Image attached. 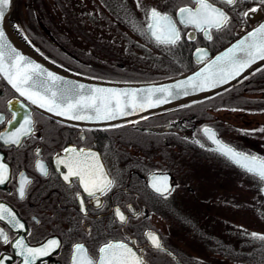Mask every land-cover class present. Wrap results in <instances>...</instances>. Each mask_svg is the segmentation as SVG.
Masks as SVG:
<instances>
[{
    "label": "flooded vegetation",
    "instance_id": "flooded-vegetation-1",
    "mask_svg": "<svg viewBox=\"0 0 264 264\" xmlns=\"http://www.w3.org/2000/svg\"><path fill=\"white\" fill-rule=\"evenodd\" d=\"M210 2L227 12L230 21L220 31L213 29L212 39L208 40L203 32L180 24L176 17L179 7H194L195 0H161L164 7L156 9L171 15L181 33L176 45H166L171 52L170 63H178L180 55L187 53L192 59L197 47L211 52L264 16V5L259 0H237L233 6L223 0ZM41 6L36 10L13 0L10 28L43 57L60 65L41 47L40 41L49 39L58 52L70 57L68 64L60 66L73 71V53L51 36L43 17V3ZM252 8L257 10L252 12ZM245 11L249 13L246 17L242 15ZM147 37L150 44H159ZM247 75L250 77L245 82L251 80V84L235 89L238 92L233 96L208 99L211 104L198 107V113L173 108L105 126L74 125L44 115L13 93L0 78V133L15 131L27 116L33 121L32 133L23 137L19 145L0 139V162L8 166V179L0 184V204L11 208L25 225L17 229L6 220L0 221V228L12 242L0 243V257L12 258L6 264H21L13 243L23 238L29 247H40L50 239L61 242L59 248L39 258L36 264H71L77 243L84 244L89 255L97 258L98 249L108 242L127 243L144 264L238 262L220 255L225 244L210 234L211 227L220 222L223 203L229 206L228 200L233 199L227 175H233L236 182L237 175L249 184L254 179L261 181L216 151L203 129H213L220 141L239 152L264 157V118L253 119L264 114V72ZM13 114L17 120L9 123ZM71 147L98 156L113 181L109 191L97 192L93 198L84 192L77 178L63 179L67 169L57 163V158H66L69 154L64 149ZM38 160L44 163L46 175L37 170ZM22 176L30 181L24 198L18 194ZM154 176L168 178L170 195L162 197L152 188ZM117 208L126 216L125 223L117 218ZM148 232L160 238L163 250L151 245L145 235Z\"/></svg>",
    "mask_w": 264,
    "mask_h": 264
},
{
    "label": "snow or ice",
    "instance_id": "snow-or-ice-1",
    "mask_svg": "<svg viewBox=\"0 0 264 264\" xmlns=\"http://www.w3.org/2000/svg\"><path fill=\"white\" fill-rule=\"evenodd\" d=\"M9 2L10 0H0V75L20 96L25 97L32 104H37L41 108H46L48 112L71 120L107 121L128 116L146 108L156 107L161 103H167V98L173 96L172 90L166 87L150 89L147 93L89 87L84 84L69 85L68 82H65L64 87H59L62 77L47 72L39 64L27 60L7 43L3 23ZM223 3L233 6L237 0H223ZM259 3L264 5V0H259ZM137 6L139 7V0H137ZM256 10V8L251 9L252 12ZM248 14V11L242 13L245 17ZM176 16L180 24L193 26L203 32L208 40L212 39L211 32L213 29L220 31L226 28L230 21L229 14L210 0H195L194 7H180ZM148 20V31L157 43L176 45L181 40L177 21L168 13H162L156 8H151L148 11ZM197 52L201 53L202 56L206 55L203 49H197ZM257 60L264 61V24L216 56L201 71L189 77L187 81L173 87L178 89L190 87L193 91L215 88L235 79ZM45 76L46 79L40 81V78ZM37 87H39V91L36 90ZM156 92L165 95L162 98L153 99V94ZM188 94L187 90L183 91V95ZM16 120L17 116L13 114L9 123ZM32 131L33 121L30 116H27L15 131L7 134L0 133V139L4 140L5 143L19 145L22 138L30 135ZM203 132L209 140L217 145L216 151L264 182V157L235 150L220 141L215 131L210 128L205 127ZM64 151L69 155L66 158L58 157L57 163L67 169V173L63 174L65 181H69L70 178H77L84 192L93 198L96 197L97 192L103 194L111 189L113 181L107 177L103 165L95 153L84 149L78 150L75 147L66 148ZM35 166L41 174H47L43 162L38 160ZM7 179L8 166L0 162V184H4ZM29 183L27 177H21L18 189L20 198H24ZM152 188L162 197L170 195L171 192L166 176L162 178L154 176ZM80 204L81 211H84L82 199ZM115 214L121 223L126 222V216L119 208L115 209ZM4 220L13 228L23 229L25 227L11 208L0 204V221ZM145 235L154 248L163 250L160 238L155 233L148 232ZM250 235L253 239L264 241V234L253 232ZM0 243H12L3 228H0ZM60 243L57 239H50L40 247H29L23 238H18L14 241L13 247L18 250L17 255L22 258L21 264H36L39 258L48 256L59 248ZM11 259V257H0V264H6V261H11ZM71 264H144V262L127 243L108 242L98 249L97 258L89 255L84 244H75Z\"/></svg>",
    "mask_w": 264,
    "mask_h": 264
},
{
    "label": "rangeland",
    "instance_id": "rangeland-1",
    "mask_svg": "<svg viewBox=\"0 0 264 264\" xmlns=\"http://www.w3.org/2000/svg\"><path fill=\"white\" fill-rule=\"evenodd\" d=\"M20 1L36 9L34 0ZM40 3L51 24L60 34H66L72 45L113 60L115 64H126V68L144 76L163 78L170 74V63L164 53L167 48L150 44L145 33L148 10L150 6L162 9L161 0H139V7L137 0H41ZM263 118L264 114L253 117L254 120ZM226 178L233 199L228 200L229 206L223 203L221 220L211 227L210 234L224 246L238 247L244 244V236L249 237L253 232L264 234V200L259 194L262 183L254 179L249 184L238 175L237 182L233 175Z\"/></svg>",
    "mask_w": 264,
    "mask_h": 264
},
{
    "label": "water",
    "instance_id": "water-1",
    "mask_svg": "<svg viewBox=\"0 0 264 264\" xmlns=\"http://www.w3.org/2000/svg\"><path fill=\"white\" fill-rule=\"evenodd\" d=\"M13 0H10L7 12H6V18L3 23V28L5 35L7 37V43L11 46V48L15 49L16 52L20 53L22 56H24L27 60H30L36 64H39L41 68L45 69L47 72H51L57 76L62 77V81L60 82L59 87H64L65 82H68L69 85H78V84H84L89 87H100V88H108V89H116L120 91H138L147 93L150 89H157V88H170L173 92V96H169L167 98V103H161L156 107L152 108H146L142 111H137L131 115L119 117L115 120H71L67 117H61L56 115L55 113L48 112L46 108H41L37 104H32L29 100H27L25 97L20 96L18 92L7 82V80L0 75L1 80L6 84V86L17 96L23 98L31 107L36 109L37 111L43 113L44 115H47L55 120L74 124V125H84V126H105V125H112V124H118L127 122L136 118L140 117H146L148 115L161 112L176 106H179L181 104H185L187 102L197 100L200 98H204L206 96H209L229 85L236 82L239 78H241L243 75H245L247 72L252 70L253 68L257 67L258 65L262 64L264 61L257 60L255 63H253L249 68L245 69L239 76H237L235 79L229 80L226 84H221L215 88L207 89L204 91H193L190 87H187L186 89H178L173 87L174 85L180 84L183 81H187L189 77L194 76L197 72L201 71L208 62L215 59L216 56L220 55L221 53L225 52L228 48L232 47V45L238 43L239 40L243 39L245 36H247L248 33L254 31L257 27H259L261 24H264V16L260 18L258 21L250 25L248 28L240 31L234 38L229 40L227 43L219 47L214 52H209L205 47H197L192 51V59L195 65L188 69L187 71L172 75L170 77L161 78V79H155V80H143V81H119V80H110V79H102V78H95L90 77L86 75H82L76 72H71L63 67H60L53 62L45 59L43 56H41L39 53H37L32 47L28 46L26 43H24L21 39H19L11 30V28L8 25V18L11 11ZM185 7V6H181ZM180 8V7H179ZM178 8V9H179ZM177 9V11H178ZM176 11V12H177ZM177 17V16H176ZM178 20V17H177ZM149 23V20L147 22V25ZM147 25L145 27L146 32L148 36L155 41L154 38L150 36V33L148 31ZM197 49H203L206 55H203L201 53L197 52ZM46 79L45 77H41L40 81H43ZM36 90H40L39 87H37ZM56 90V89H54ZM187 90L189 92L188 95H183V91ZM165 94L156 92L153 94V99H159L162 98ZM161 127V126H158ZM157 127V128H158ZM213 130V129H212ZM211 141V140H210ZM212 142V141H211ZM213 144V148L216 150L217 145ZM225 144V143H224ZM226 157V156H225ZM230 160V159H229ZM231 161V160H230ZM232 162V161H231ZM240 167V166H239ZM264 186L260 188V194L264 198Z\"/></svg>",
    "mask_w": 264,
    "mask_h": 264
},
{
    "label": "trees",
    "instance_id": "trees-1",
    "mask_svg": "<svg viewBox=\"0 0 264 264\" xmlns=\"http://www.w3.org/2000/svg\"><path fill=\"white\" fill-rule=\"evenodd\" d=\"M41 0H34L36 5V10L41 9ZM32 3V2H30ZM43 17L45 19V23L47 28H49L51 32V36L58 41L66 50L73 53V72L95 77V78H102V79H110V80H119V81H143V80H153L158 79L154 77H148L142 75V73L131 70L130 68H126V64L121 66L119 64H115V61L109 60L100 56L99 54L92 53L88 49H83L82 47L72 45L70 43V39L66 34H60L55 27L51 24V20L48 15L44 12ZM235 35H231L229 38L226 39L223 45L230 39H232ZM37 39V38H36ZM38 40V39H37ZM41 43V47L44 48L48 52V56L54 59L58 64L63 65L64 62L67 64L69 63L70 57L68 54H64L62 52H58L57 47L47 38H45ZM155 46L158 47H165L167 48L165 53V58L169 62V55L171 54L170 49L168 46L163 44H156ZM215 50V49H214ZM212 50V51H214ZM211 51V52H212ZM163 54V53H162ZM179 62L174 64L173 62L170 63V74L166 75L165 77L175 75L179 72L186 71L194 66V63L191 59L189 53L180 55ZM263 69V71H261ZM253 72H264V64L256 68ZM250 76L246 75L241 80L240 83L236 82L235 84L230 85L229 87L217 91L207 97L193 100L187 102L183 105H180L178 108H188V112L198 113V107L202 105L211 104L208 99H213L217 97H229L235 95V89H239L241 86L251 84V80H248ZM240 91V90H239ZM173 109V108H172ZM163 112L155 113L159 114ZM244 244L240 246H223L220 251L225 255H231V257L238 260V262L244 261L246 264H264V241L253 239L252 236L249 237L244 236ZM243 243V242H242Z\"/></svg>",
    "mask_w": 264,
    "mask_h": 264
}]
</instances>
